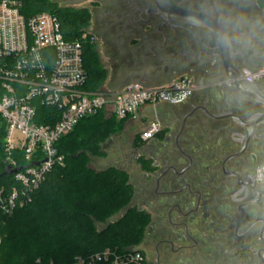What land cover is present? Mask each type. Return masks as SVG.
I'll return each mask as SVG.
<instances>
[{"label": "flooded vegetation", "instance_id": "1", "mask_svg": "<svg viewBox=\"0 0 264 264\" xmlns=\"http://www.w3.org/2000/svg\"><path fill=\"white\" fill-rule=\"evenodd\" d=\"M82 1L95 10L101 36L115 42L121 85L182 73L204 81L184 105L159 115L150 142L117 152L132 187L128 209L146 219L140 264H264V183L255 177L264 125L254 126L264 108L217 85L223 76L212 34L155 17L154 0ZM169 1L214 17L233 38L237 67L250 57L263 0Z\"/></svg>", "mask_w": 264, "mask_h": 264}, {"label": "built area", "instance_id": "2", "mask_svg": "<svg viewBox=\"0 0 264 264\" xmlns=\"http://www.w3.org/2000/svg\"><path fill=\"white\" fill-rule=\"evenodd\" d=\"M22 1L0 0V123L6 166L16 171L12 176L17 184L8 193L0 189V215L28 205L47 174L63 166L56 145L80 121L100 113L116 121L136 119L147 107L152 118L138 137L150 142L161 128L157 110L184 105L196 89L191 77L180 76L164 87L128 82L116 89L88 90L82 55L83 43L93 42L91 36L84 32L79 40H65L54 15L25 18ZM239 72L245 82L263 86L264 64ZM217 85L233 88L225 78ZM258 170L264 171V164L256 169V179ZM141 258L137 248L121 253L106 249L76 257L74 264H140Z\"/></svg>", "mask_w": 264, "mask_h": 264}, {"label": "trees", "instance_id": "3", "mask_svg": "<svg viewBox=\"0 0 264 264\" xmlns=\"http://www.w3.org/2000/svg\"><path fill=\"white\" fill-rule=\"evenodd\" d=\"M20 13L25 18L54 15L67 41L79 40L90 18L84 9H58L50 0H23ZM82 61L87 89L98 90L105 70L89 41L83 43ZM126 121L104 119L100 113L80 121L58 142L63 166L47 174L28 205L0 215V264H74L76 257L139 246L146 219L128 209L132 187L126 174L113 167L99 172L87 167L89 156H101L106 137L120 131ZM4 136L0 123V189L8 193L17 184L12 175L1 176L6 167Z\"/></svg>", "mask_w": 264, "mask_h": 264}, {"label": "rangeland", "instance_id": "4", "mask_svg": "<svg viewBox=\"0 0 264 264\" xmlns=\"http://www.w3.org/2000/svg\"><path fill=\"white\" fill-rule=\"evenodd\" d=\"M53 3H55L56 7L58 9H69V10H77V9H83V7L89 5L87 2H84L82 0H50ZM264 4V0L262 2ZM85 10V9H84ZM87 11V10H86ZM89 15L92 12L93 18H89V25L87 28L83 29V33L86 32L91 36L93 39V42L91 43L93 45L94 51L96 52V57L99 61V64L101 68L105 70V79H104V86L108 89H113V81L117 82L119 80V72L116 71V67L114 66L115 61V51L113 44L115 42L112 41L113 38H109L107 34L104 36H101V32L103 28H100L98 22H97V16L95 14V10L87 11ZM258 11H255V16H260L261 21L259 20L256 22V20H253V22L257 23V31L253 33V40L256 42L252 44L253 49L250 50V57L248 59H244V63H241L240 58L237 59V64L241 68H253L264 64V12L263 14H258ZM239 13V12H238ZM254 16V17H255ZM95 18V19H94ZM257 19V17H255ZM109 38V39H108ZM241 40H238L239 49L240 51H243ZM253 41V42H254ZM240 42V43H239ZM262 42V43H260ZM253 51V52H252ZM252 53V54H251ZM254 54H257L256 56H253ZM253 63V64H252ZM186 76V74L182 75ZM144 88H148L149 86L147 84H143ZM104 117V116H103ZM104 119H109L107 117H104ZM137 130L138 126L135 125L132 121L125 122L120 131L113 133V135L106 137L105 142L103 143L102 147L105 145L106 149L101 148V156H95L90 155L89 163L87 167L89 169H92L94 171H102L106 168L113 167L117 170H120L119 165L117 166V162L119 160H116V157L120 153H117L120 150H124L126 152V147H135L138 145L139 140L137 139ZM109 141H112L111 144H109ZM109 144V145H108ZM131 174H135L134 168L133 171H128ZM125 173V172H124ZM126 175V183H128V176L129 174L125 173ZM131 202V201H130ZM122 212L119 213L115 218L119 217ZM102 225L98 226V228H101ZM136 248V247H134ZM131 249V248H130Z\"/></svg>", "mask_w": 264, "mask_h": 264}, {"label": "water", "instance_id": "5", "mask_svg": "<svg viewBox=\"0 0 264 264\" xmlns=\"http://www.w3.org/2000/svg\"><path fill=\"white\" fill-rule=\"evenodd\" d=\"M154 2L155 11L153 14L155 17L166 22L182 24L212 34L215 38L216 49L218 50L217 61L220 64L223 78L232 82L233 90L237 94L251 99L264 108V91L260 90L258 85L249 84L241 79L239 69L235 64L236 55L233 53L231 45L225 47L219 42L218 37L224 33V29L214 17L206 13L179 8L169 0H154ZM255 125H264V114L256 117ZM102 149H105V145ZM15 172V170H10L6 166L1 176H10Z\"/></svg>", "mask_w": 264, "mask_h": 264}, {"label": "crops", "instance_id": "6", "mask_svg": "<svg viewBox=\"0 0 264 264\" xmlns=\"http://www.w3.org/2000/svg\"><path fill=\"white\" fill-rule=\"evenodd\" d=\"M184 74H186V76H189L190 77V75L189 74H187V73H182L181 75H172V76H170V77H165L164 79H162L161 81H159V82H157V83H145V84H147L149 87H164V86H168L169 84H171V82L173 81V80H175L176 78H178V77H180V76H182V75H184ZM175 78V79H174ZM119 79H122V77L121 76H119ZM195 81H194V83H195V85H196V88H198V89H202L203 88V85H204V81L200 78V79H198V80H196V79H194ZM104 84V83H103ZM203 84V85H202ZM121 85V82L118 80L117 82H114L113 81V89H116V88H118L119 86ZM142 86H143V84H142ZM263 86H264V84H263ZM101 88H105L104 86H102ZM105 89H108V88H105ZM169 107H160L158 110H157V115H158V117H159V115L161 114V113H165V112H168L169 111ZM152 118V110L150 109V108H147V107H145V108H143V109H141L140 110V112H139V114H138V116H137V118L136 119H128L126 122H130V121H132L133 123H135V125H137L138 126V130H137V134H136V136H137V139L139 140V137H138V133H139V131L144 127V124L148 121V120H150ZM139 142H141L140 140H139ZM137 249L139 248V246L138 247H136Z\"/></svg>", "mask_w": 264, "mask_h": 264}, {"label": "clouds", "instance_id": "7", "mask_svg": "<svg viewBox=\"0 0 264 264\" xmlns=\"http://www.w3.org/2000/svg\"><path fill=\"white\" fill-rule=\"evenodd\" d=\"M219 42L224 45L225 47H228L232 43V37H230L227 32H224L219 35ZM257 179L264 183V171L258 170Z\"/></svg>", "mask_w": 264, "mask_h": 264}]
</instances>
